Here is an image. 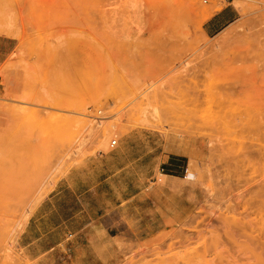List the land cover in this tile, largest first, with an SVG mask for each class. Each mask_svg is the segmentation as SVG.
<instances>
[{
    "label": "rangeland",
    "instance_id": "obj_1",
    "mask_svg": "<svg viewBox=\"0 0 264 264\" xmlns=\"http://www.w3.org/2000/svg\"><path fill=\"white\" fill-rule=\"evenodd\" d=\"M210 1L0 0V264H264V0L207 37ZM112 152V213L55 230L66 185L22 238Z\"/></svg>",
    "mask_w": 264,
    "mask_h": 264
},
{
    "label": "crops",
    "instance_id": "obj_2",
    "mask_svg": "<svg viewBox=\"0 0 264 264\" xmlns=\"http://www.w3.org/2000/svg\"><path fill=\"white\" fill-rule=\"evenodd\" d=\"M205 13L207 19L204 21L202 29L207 37L219 35L234 25L240 18L239 11L233 6L231 0H211ZM18 45L19 42L15 37L0 34V70L5 65L9 64L17 51ZM117 155H119V152L108 154L101 153L96 157L97 160L95 163L99 162L100 165L93 167L91 170V172L96 174L94 179V182H96L95 184H92V179L89 178L90 172L88 171V167L70 172L68 181H62L57 186L55 193L43 202L33 214L29 224L25 228L22 238H27V233H29L33 227H36L37 222L40 223L43 220H48V218H46L48 215L45 211L46 209H49V214L53 212L58 213L57 206L59 201H63L67 194L66 191L68 188L65 187L66 185L72 188L69 190L71 191L70 196L76 206L64 211L66 214L58 216V220L62 221V223L56 226L55 230L64 228L67 231V235L69 234L70 237L75 236V239H77L80 234L90 230L96 223H99L101 219L104 220L106 215L112 213L110 208L113 205L112 197H114V195H111V190L115 187V185L112 186V183L125 180V178H121L119 175L125 173L124 171L127 168L126 163L119 168L116 167L114 171H112L109 166V161ZM77 178H79L80 181L75 183ZM75 184L78 187L73 189ZM114 194H116V192H114ZM123 195H125V193H123ZM120 198L121 196H117L116 200ZM131 199H135V195H130L126 200ZM122 202L125 201H121V203ZM71 221L78 223V227L75 229L78 231H72L67 227L66 224ZM43 238L44 235L39 236L36 241L32 243L28 242L27 244L28 246L32 244L37 245ZM60 244L61 241L55 243V247L53 246L44 252L50 253Z\"/></svg>",
    "mask_w": 264,
    "mask_h": 264
},
{
    "label": "built area",
    "instance_id": "obj_3",
    "mask_svg": "<svg viewBox=\"0 0 264 264\" xmlns=\"http://www.w3.org/2000/svg\"><path fill=\"white\" fill-rule=\"evenodd\" d=\"M203 1H204L205 4L208 3V0H203ZM116 145H117V142H116V141L112 142V144H111V148H115Z\"/></svg>",
    "mask_w": 264,
    "mask_h": 264
},
{
    "label": "bare ground",
    "instance_id": "obj_4",
    "mask_svg": "<svg viewBox=\"0 0 264 264\" xmlns=\"http://www.w3.org/2000/svg\"><path fill=\"white\" fill-rule=\"evenodd\" d=\"M189 178V177H188ZM189 179H191V178H189Z\"/></svg>",
    "mask_w": 264,
    "mask_h": 264
}]
</instances>
